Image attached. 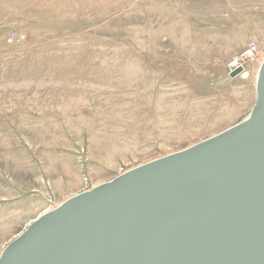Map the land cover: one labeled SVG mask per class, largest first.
I'll list each match as a JSON object with an SVG mask.
<instances>
[{"label": "rangeland", "instance_id": "1", "mask_svg": "<svg viewBox=\"0 0 264 264\" xmlns=\"http://www.w3.org/2000/svg\"><path fill=\"white\" fill-rule=\"evenodd\" d=\"M263 57L264 0H0V252L66 198L241 121Z\"/></svg>", "mask_w": 264, "mask_h": 264}, {"label": "water", "instance_id": "2", "mask_svg": "<svg viewBox=\"0 0 264 264\" xmlns=\"http://www.w3.org/2000/svg\"><path fill=\"white\" fill-rule=\"evenodd\" d=\"M0 264H264V59L241 121L42 212Z\"/></svg>", "mask_w": 264, "mask_h": 264}, {"label": "built area", "instance_id": "3", "mask_svg": "<svg viewBox=\"0 0 264 264\" xmlns=\"http://www.w3.org/2000/svg\"><path fill=\"white\" fill-rule=\"evenodd\" d=\"M257 47L254 43H250L241 53L238 57H235L228 63V68L230 71L240 67L241 72L248 71V68L245 67L243 62L245 60H248L254 56V53L256 52Z\"/></svg>", "mask_w": 264, "mask_h": 264}, {"label": "bare ground", "instance_id": "4", "mask_svg": "<svg viewBox=\"0 0 264 264\" xmlns=\"http://www.w3.org/2000/svg\"><path fill=\"white\" fill-rule=\"evenodd\" d=\"M264 59V57L262 58V60ZM262 60L261 61H259V66H260V64H261V62H262ZM259 66H258V68H259ZM258 68L256 69V71H255V77H254V80L256 81V77H257V73H258ZM254 103H255V83H254V102H253V104H252V106H251V109H252V107H253V105H254ZM251 109H250V111H251ZM34 219V218H33ZM33 219H31L28 223H30ZM28 223H27V225H28ZM26 225V226H27ZM16 236V235H15ZM14 236V237H15ZM7 245V244H6ZM5 247V246H4ZM3 247V248H4ZM1 253V252H0Z\"/></svg>", "mask_w": 264, "mask_h": 264}]
</instances>
